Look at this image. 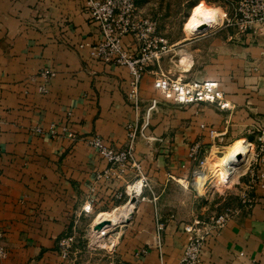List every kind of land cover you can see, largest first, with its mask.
<instances>
[{"label": "crops", "instance_id": "crops-1", "mask_svg": "<svg viewBox=\"0 0 264 264\" xmlns=\"http://www.w3.org/2000/svg\"><path fill=\"white\" fill-rule=\"evenodd\" d=\"M208 32L186 37L208 35L194 49L182 45L173 58H168V51L141 80V98L160 100L150 132L163 142L155 143L157 150L143 142L136 147L156 187L153 194L145 188L146 202L139 199L125 229L120 245L123 264H161L154 244L156 212L167 222L165 263H178L189 240L183 226L198 214L193 204L170 201L173 194L169 196L167 189L175 184L196 191L179 183L191 178L196 166L190 147L197 141L206 151L233 140L229 146L247 143L255 138L253 122L264 121V46L232 29L216 37ZM101 38L85 0H0V228L8 251L0 264H64L58 241L85 201L96 172L108 166L88 139L100 135L114 148L126 144L127 125L135 116L126 100L131 73L126 66L105 65L91 57V46ZM125 41L136 48L131 36ZM44 68L56 71L47 93L39 90ZM168 70L185 80L217 81L233 107L178 106L164 99L153 82L156 74ZM52 124L61 133L57 137L49 133ZM38 126L42 133L35 131ZM64 126L75 138L62 134ZM131 203L123 211L127 217L133 212ZM175 206L184 210L182 216ZM202 264H264L263 191L258 189L251 208H243L207 239Z\"/></svg>", "mask_w": 264, "mask_h": 264}, {"label": "built area", "instance_id": "built-area-1", "mask_svg": "<svg viewBox=\"0 0 264 264\" xmlns=\"http://www.w3.org/2000/svg\"><path fill=\"white\" fill-rule=\"evenodd\" d=\"M85 8L89 18L98 25L102 34V38L91 46V57L105 65L126 66L130 69L131 80L126 92V100L134 111L139 113L143 102L140 94L143 75L149 66L161 59L167 48L168 41L159 34L158 21L149 16H140L136 0H85ZM223 23L234 30L236 35L253 38V42L264 46V0H238L231 15ZM127 36H131L132 42L136 43L134 50L130 43L125 41ZM39 76L43 80L39 90L41 93H47L51 80L56 76V71L44 68L40 70ZM153 84L164 99L171 100L178 106L213 104L220 110L233 107L219 83L211 79L185 80L167 71H161L156 74ZM159 103L158 98L150 100L148 116L141 128L129 125L128 142L125 148L116 149L98 135L88 139L89 145L111 165L110 169L98 173L97 178L121 176L128 166H132L137 170L140 178L130 186V191L140 194L150 185L148 177L135 157V148L139 136L156 139L148 135L146 130L151 111ZM35 131L42 133L44 130L38 126ZM210 132L213 136L215 130L211 129ZM49 133L53 137L61 134L56 124L50 126ZM251 133L255 135V138L254 140L246 139L248 144L246 170L238 176L244 186L238 194L242 207L226 206L221 212L212 214L208 218L195 214L183 226V230L189 235V240L177 264H202V254L207 239L220 233L227 222L241 213L243 208H251L256 201L258 189L264 192V121L257 118L253 122ZM62 134L75 138V135L69 132L68 126L62 128ZM225 148L226 146H222L217 151L223 152ZM205 152L201 141L193 143L190 147L189 157L196 162V166L191 178L179 181L184 188L194 187L199 190L197 181L201 176L204 177L201 187L204 185L208 163ZM243 157L238 159L242 160ZM155 215L157 223L154 244L160 251L161 264H166L162 247L163 234L167 225L158 212ZM171 218H175V215L171 214ZM2 237L3 233L0 229V238ZM71 241L73 237H64L60 241V256L63 260L69 258ZM7 253V248L0 242V258H5ZM240 255L244 253L241 252Z\"/></svg>", "mask_w": 264, "mask_h": 264}, {"label": "rangeland", "instance_id": "rangeland-1", "mask_svg": "<svg viewBox=\"0 0 264 264\" xmlns=\"http://www.w3.org/2000/svg\"><path fill=\"white\" fill-rule=\"evenodd\" d=\"M136 2L140 16H149L158 21L159 31L168 40L167 48L163 52V55L169 54L168 58H173L182 45L189 50L194 49L197 45H201L208 35L200 38L197 37L198 40L196 38L186 40V37L191 38L208 31H210L207 33L209 37H216L230 31L231 29L226 27L223 21L231 15L233 7L238 0H136ZM193 41H196V43H191ZM170 45H172L171 50ZM180 50L179 54L183 53ZM167 72L172 75L174 74L169 70ZM150 100L143 99L139 113L134 111V119L129 121L127 125V136L130 124L139 129L145 123ZM160 105L159 103L151 111L149 125L146 130L148 135L156 139L139 136L136 147L139 143L143 142L147 146H151L153 150H157L155 149V143L163 142L162 138L154 136L150 132L153 126V118L160 111ZM234 141L236 140L227 144L226 147ZM126 144L116 149L125 148ZM228 148H225L223 152H218L217 148H213L212 150L211 146H208V152H205V155L208 156V163L204 185L199 190L189 187V189L196 190L192 193L180 189L175 184H171V187L168 188L169 190L167 189L169 196L173 194V199L170 197V201L179 205H187L188 207L193 204L197 210V214L202 218H208L212 214L221 212L226 206L242 207L238 194L244 186H242V182L238 177L240 171L232 169V167L235 166L236 162L240 161L238 156L244 155L248 149V144L241 142ZM135 157L139 164H141L143 172L150 182V185L145 188L153 194L156 186L152 184L151 174L147 170L148 167L139 159L136 148ZM227 161L229 166L226 165ZM231 164H233L232 167L230 166ZM110 168L111 165L108 163V166L104 170L96 172L85 201L79 209L77 208L76 213L72 215L70 225L58 241L57 248L60 254L61 239L73 237L68 260L62 259L64 264H123L120 256V245L127 234L125 229L134 219L139 199L146 202L143 194L145 188L140 194L130 191V186L140 178L137 170L132 166H128L126 172L121 176L114 175L111 178H97L98 173ZM203 182L204 177L201 176L197 183L201 186ZM157 188H159V185H157ZM153 199L155 200L154 196ZM129 203H131L132 207L134 206L133 212L130 217H127V215L122 217L123 214H126L123 211L127 209L126 205ZM88 205H91L90 209ZM173 210L181 212V216L184 213V210L178 209L177 206L173 207ZM102 211L110 212L108 215L99 216V212ZM114 212L117 216L115 222L111 219V217H115ZM153 215L156 225L157 218L155 213ZM2 233L3 237L0 238V242L7 248L3 230ZM135 255L138 256L137 251Z\"/></svg>", "mask_w": 264, "mask_h": 264}, {"label": "bare ground", "instance_id": "bare-ground-1", "mask_svg": "<svg viewBox=\"0 0 264 264\" xmlns=\"http://www.w3.org/2000/svg\"><path fill=\"white\" fill-rule=\"evenodd\" d=\"M243 156H245L244 157V159H243V161L242 162H240V161H238V162H236V164H238V166L236 165L235 167L236 168H239V169H237L238 171H240V173H242L243 171H245L246 170V164H247V160H248V153H247V150H246V152L244 153V155ZM239 163H240V165H239ZM233 166V165H232ZM231 166V167H232ZM234 168V167H233ZM232 168V169H233ZM140 183V182H139ZM88 208L90 209L91 208V205H88ZM114 215H115V217L114 218H112L111 217V219L113 220V222H115L116 221V218H117V216H116V214H115V212H114ZM120 216V215H119ZM124 216H126V214H123L122 215V217H124ZM119 218V217H118Z\"/></svg>", "mask_w": 264, "mask_h": 264}, {"label": "water", "instance_id": "water-1", "mask_svg": "<svg viewBox=\"0 0 264 264\" xmlns=\"http://www.w3.org/2000/svg\"><path fill=\"white\" fill-rule=\"evenodd\" d=\"M238 158L240 159L241 158V155H239Z\"/></svg>", "mask_w": 264, "mask_h": 264}]
</instances>
